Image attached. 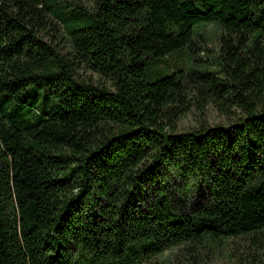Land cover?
<instances>
[{"label":"trees","instance_id":"16d2710c","mask_svg":"<svg viewBox=\"0 0 264 264\" xmlns=\"http://www.w3.org/2000/svg\"><path fill=\"white\" fill-rule=\"evenodd\" d=\"M62 1L0 0V264L233 237L255 248L235 264H264V0ZM207 24L216 70H160ZM194 93L230 120L180 128Z\"/></svg>","mask_w":264,"mask_h":264},{"label":"rangeland","instance_id":"374dc122","mask_svg":"<svg viewBox=\"0 0 264 264\" xmlns=\"http://www.w3.org/2000/svg\"><path fill=\"white\" fill-rule=\"evenodd\" d=\"M73 1H77L83 7H88L92 0H63L62 3L69 5ZM61 18H71L74 11L70 7L60 8ZM200 34L204 36L196 37L195 45L188 55V50L183 48L174 51L164 57L159 65L160 70L164 69L170 73L179 68L185 70H216V52L218 48L217 36L219 29L215 24H207L202 26ZM159 76L158 71H154L148 75L151 81ZM230 115L223 112L221 106L216 103L200 104L196 93L187 97V109L179 118L178 126L187 129L198 125L200 122H208L210 124L226 123L230 119ZM182 198L185 204H192L199 198L196 191L188 186L186 190H182ZM252 239L248 237H233L226 242L218 244L214 243H182L160 254L147 258V264H235L238 260L245 261L248 253L255 251ZM263 251V250H262ZM263 256V254H261Z\"/></svg>","mask_w":264,"mask_h":264}]
</instances>
